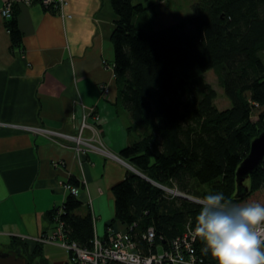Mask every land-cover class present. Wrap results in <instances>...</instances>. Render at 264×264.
Returning <instances> with one entry per match:
<instances>
[{
	"label": "trees",
	"instance_id": "trees-1",
	"mask_svg": "<svg viewBox=\"0 0 264 264\" xmlns=\"http://www.w3.org/2000/svg\"><path fill=\"white\" fill-rule=\"evenodd\" d=\"M112 5L119 16L112 34L119 101L133 122L147 129L124 145L120 156L185 194L222 192L233 203L264 204V160L245 181L249 188L242 196H236L235 176L252 138L264 129V0H196L192 16L159 28L136 22L137 14L154 13L155 3L112 0ZM16 14L13 6L6 18L15 45L23 37ZM209 69L217 72L229 107L216 105L217 91L204 78ZM255 108L260 110L256 121L251 118ZM67 182L82 184L74 174ZM156 182L129 170L112 186L115 218L110 226L128 227L144 252L149 250L141 235L146 227L154 226L158 237L168 241L188 223L194 225L200 211L197 201L171 198ZM81 206L82 199L69 190L62 205L45 216L61 222L68 241L90 247L94 215L90 209L81 212ZM196 243L205 261L216 264L202 253L199 238ZM37 245L27 255L33 264L41 251Z\"/></svg>",
	"mask_w": 264,
	"mask_h": 264
},
{
	"label": "crops",
	"instance_id": "crops-1",
	"mask_svg": "<svg viewBox=\"0 0 264 264\" xmlns=\"http://www.w3.org/2000/svg\"><path fill=\"white\" fill-rule=\"evenodd\" d=\"M6 1L0 0V251L32 254L38 241L30 237L55 231L58 222L45 213L62 205L71 174L82 183L79 210H91L98 237L106 238L115 218L112 186L129 171L121 148L147 131L119 101L112 39L119 16L112 0H67L56 11L41 0H14L23 31L15 45L2 15ZM164 1L152 0L155 12L137 14L136 22L153 19ZM78 136L105 149H78ZM37 248L36 264H71L56 241Z\"/></svg>",
	"mask_w": 264,
	"mask_h": 264
},
{
	"label": "built area",
	"instance_id": "built-area-1",
	"mask_svg": "<svg viewBox=\"0 0 264 264\" xmlns=\"http://www.w3.org/2000/svg\"><path fill=\"white\" fill-rule=\"evenodd\" d=\"M13 1L8 0L1 9L4 18H10L13 15ZM23 1L30 4L34 0ZM41 1L46 6L51 5L53 8H58L59 10L63 8V5L68 3L67 0ZM108 89V87H104L103 91L107 94ZM28 127L40 132L51 131L39 126ZM76 138L78 149L81 148L82 144H85L87 147H98L90 139H84L80 136ZM66 184L72 193L79 195V186L69 182ZM163 187L168 186L163 185ZM172 192L177 195L181 193L178 189ZM193 228L194 225L190 222L182 234L166 241L162 237L160 238L163 240H160L154 226L149 225L141 233L142 238L148 245L149 250L147 252H144L137 246V240L131 234L130 229L121 224L120 227L114 224L113 226H109L106 238L102 239L96 233L90 247L80 246L75 241H68L60 221H58L56 229L52 234L48 233V235H38L37 237L30 238L47 243L56 241L58 245L69 253L71 264H209L205 261L203 255L197 251L196 242L198 237L195 236Z\"/></svg>",
	"mask_w": 264,
	"mask_h": 264
},
{
	"label": "clouds",
	"instance_id": "clouds-1",
	"mask_svg": "<svg viewBox=\"0 0 264 264\" xmlns=\"http://www.w3.org/2000/svg\"><path fill=\"white\" fill-rule=\"evenodd\" d=\"M199 203L193 231L203 254L216 264H264V204L233 203L222 192H210Z\"/></svg>",
	"mask_w": 264,
	"mask_h": 264
},
{
	"label": "rangeland",
	"instance_id": "rangeland-1",
	"mask_svg": "<svg viewBox=\"0 0 264 264\" xmlns=\"http://www.w3.org/2000/svg\"><path fill=\"white\" fill-rule=\"evenodd\" d=\"M136 3V0H134ZM149 2H151L152 0H147ZM146 1V2H147ZM7 2V1H6ZM196 2V0H165L164 2H162L163 4L159 5L158 10L156 11L157 16H154L153 19L152 17H148L146 19H142V26L145 27H160V26H166L168 25V23H170L171 19L172 21H176L177 18L184 16V17H190L192 16L193 13V5ZM170 21L167 22V17H170ZM204 78L205 80H207L209 83H211V85L216 89L217 91V97L215 98V103L219 108H226L229 107V105H231V99H229V97L226 94L225 89L222 87L220 81H219V77L217 72L214 69H209L207 71H205L204 73ZM260 110L255 108L253 113H252V120L256 121L258 119V114H259ZM144 128L143 127H138L137 131H142ZM100 134V135H99ZM145 133H142V135ZM96 137L99 138L100 140H102L101 137V132H96L95 133ZM141 135V137H142ZM140 137V138H141ZM82 138V137H81ZM94 144H96V142H94ZM97 145V144H96ZM98 147H101L102 149L104 148V145H100ZM120 159H122L125 163L127 162V165L129 166V170H135L133 169V164H131L127 159L123 158L122 156H118ZM135 167V166H134ZM136 168V167H135ZM136 171V170H135ZM246 183H248V180H246ZM167 186V185H166ZM164 188V187H163ZM167 191H166V189ZM165 191H166V195H168L171 198L182 196L180 193L174 194L172 191H175L176 186H171V187H165ZM175 189V190H174ZM180 191V189H178ZM194 197L200 198L194 194H191ZM202 198V197H201ZM199 203V202H198ZM81 209V208H80ZM119 225V224H118ZM120 227V225L118 226Z\"/></svg>",
	"mask_w": 264,
	"mask_h": 264
},
{
	"label": "water",
	"instance_id": "water-1",
	"mask_svg": "<svg viewBox=\"0 0 264 264\" xmlns=\"http://www.w3.org/2000/svg\"><path fill=\"white\" fill-rule=\"evenodd\" d=\"M264 160V129L262 132L254 136L251 140L250 149L248 154L239 163L236 170V187H238V192L236 196H242L249 188L245 181L251 176L255 169H257ZM138 174L146 177L152 182H156L146 174H143L139 169L133 166ZM159 186L163 188V185L156 182ZM182 196L190 199H194L197 202L200 200L195 199V197L190 194L180 193ZM0 264H33L28 261L27 255L21 251L13 248H8L0 251ZM36 264V263H34Z\"/></svg>",
	"mask_w": 264,
	"mask_h": 264
},
{
	"label": "bare ground",
	"instance_id": "bare-ground-1",
	"mask_svg": "<svg viewBox=\"0 0 264 264\" xmlns=\"http://www.w3.org/2000/svg\"><path fill=\"white\" fill-rule=\"evenodd\" d=\"M192 196V195H191ZM194 197V196H193ZM195 199H198V200H200L201 199V197L200 198H197V197H195ZM194 200V199H193ZM196 201V200H195ZM38 242H41L40 240H37Z\"/></svg>",
	"mask_w": 264,
	"mask_h": 264
}]
</instances>
